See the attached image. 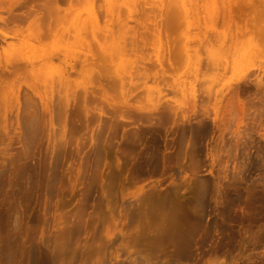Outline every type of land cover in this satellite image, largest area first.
<instances>
[{"label": "rangeland", "instance_id": "374dc122", "mask_svg": "<svg viewBox=\"0 0 264 264\" xmlns=\"http://www.w3.org/2000/svg\"><path fill=\"white\" fill-rule=\"evenodd\" d=\"M111 1L82 13L115 29L95 76L73 36L14 47L0 36V73L18 59L36 71L0 77V264H136L121 250L132 229L164 264H264V56L232 65L227 28L203 19L181 20L171 50L149 34L135 53L127 10L117 24ZM173 226L191 230L189 259Z\"/></svg>", "mask_w": 264, "mask_h": 264}, {"label": "bare ground", "instance_id": "6f19581e", "mask_svg": "<svg viewBox=\"0 0 264 264\" xmlns=\"http://www.w3.org/2000/svg\"><path fill=\"white\" fill-rule=\"evenodd\" d=\"M96 1H12L8 7L0 6V12L9 14L8 17L0 15V23L5 25V27L12 25L14 28L11 31L5 30V32L0 29V36L10 47H14L15 42L8 41L9 38L21 39L24 43H29L33 40L42 41L53 37L58 42L67 43L66 40L73 36L88 47V53L85 55L84 63L81 66L91 65L87 71L90 76H95L97 71H100L99 68L103 66L102 64H97L99 62L98 57L104 56L101 52L105 50L109 42H113V39L111 41L110 39L113 37V31L115 30L113 27L104 28L100 26L97 16L88 19L82 17V13L90 5H94ZM173 2L175 1L160 0L155 3H146L145 1L143 3L141 0H119L113 4L112 0L108 4V9L111 14L114 12L117 16V24L123 21L121 12L127 10L126 19L131 31L132 47L135 53L141 48L138 42L145 45L149 39V34L156 37L155 40H157L161 48L171 50L175 42L171 35L175 32L181 20L184 19L189 26H193L197 25V20L203 19L204 24H207V20H212L211 22L215 26L222 25V27L227 28L231 40L230 48L232 50L235 49L237 53V59L234 60L232 65H240L245 60L264 56V0H225V5L215 7L212 11H209L204 0H191L189 4L183 3L182 6L178 5V7ZM22 8L26 9L23 12H19L18 10ZM147 9H150L148 13ZM139 13L147 16V23L144 27L133 25L138 22ZM154 13L158 14L152 18ZM149 24H154V28L149 29ZM24 27L27 28L25 29ZM142 29L144 31H141ZM92 48H95V51ZM4 51L5 49L0 47V56ZM47 60L52 61L53 57L50 56ZM156 60L158 64L163 65L164 61L161 60L160 55L157 56ZM28 65L29 63L26 60L18 59L13 66L6 69V72L0 73V77L18 76L23 69H25L28 76L34 75L36 73L34 67L30 66L29 68ZM23 96L25 98V109L35 105V102H37L36 94L33 91H26ZM30 121L33 122L35 119ZM29 124V121L25 123V129H28V135L30 136L35 131L36 123ZM21 139L22 137L20 136L18 140L21 141ZM169 234H172V238L176 240L181 256L184 259H189L193 247V241L190 236L191 230L189 229L185 235L180 237L178 228L173 226ZM125 235L129 237V241L121 247V250L131 253L132 250L130 248L134 249L137 257L133 263L164 264L159 255L152 254V252L142 253L140 246L148 244L143 239L149 242L150 239L143 236L141 230L132 229L126 232ZM152 241L156 243V237H153ZM156 249L154 245L151 246V250L156 251ZM116 253L118 257L121 256L120 249Z\"/></svg>", "mask_w": 264, "mask_h": 264}]
</instances>
